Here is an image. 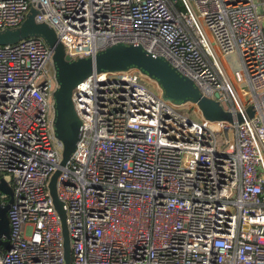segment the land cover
I'll list each match as a JSON object with an SVG mask.
<instances>
[{
    "label": "built area",
    "instance_id": "built-area-1",
    "mask_svg": "<svg viewBox=\"0 0 264 264\" xmlns=\"http://www.w3.org/2000/svg\"><path fill=\"white\" fill-rule=\"evenodd\" d=\"M32 8L69 62L141 46L203 96L256 107L240 124L198 122L195 103L156 95L137 67L80 83L82 136L58 179L71 264H264V0H0V32ZM53 53L40 37L0 45V178L13 190L0 264H67L48 187L63 151Z\"/></svg>",
    "mask_w": 264,
    "mask_h": 264
},
{
    "label": "water",
    "instance_id": "water-1",
    "mask_svg": "<svg viewBox=\"0 0 264 264\" xmlns=\"http://www.w3.org/2000/svg\"><path fill=\"white\" fill-rule=\"evenodd\" d=\"M36 13L37 11L32 8L27 20L19 28L0 32V45H10L30 37H40L54 51L52 60L59 83V88L54 93L57 111L54 124L56 136L62 143L63 151L62 161L51 177L48 187L53 205L61 220L65 261L67 264H71L67 213L65 204L58 194V179L67 168L73 154L78 151L82 136L83 124L76 112L72 97L74 89L80 83L94 74L104 71L117 73L137 67L162 88L165 100L176 105H183L187 102L195 103L202 117L207 121L240 124L245 119H252L255 116L256 107L254 104H249L243 113L236 112L234 108H225L219 101L203 96L191 79L178 73L164 59L146 52L141 46L116 44L95 56L69 62L65 58L64 46L59 43L56 32L46 24L36 23ZM216 98H219L218 94ZM0 181H2L0 193L12 202V188L3 178H0ZM7 212L6 206L1 205L0 196V246L8 249L10 227ZM4 238L6 241L3 240Z\"/></svg>",
    "mask_w": 264,
    "mask_h": 264
},
{
    "label": "rangeland",
    "instance_id": "rangeland-1",
    "mask_svg": "<svg viewBox=\"0 0 264 264\" xmlns=\"http://www.w3.org/2000/svg\"><path fill=\"white\" fill-rule=\"evenodd\" d=\"M256 1L258 3L262 2V0H256ZM235 59H236L235 55H231L229 57L222 56V62L224 64V66L226 67V69L229 71L230 77H233V69H232V67L235 64ZM142 84L145 87L149 88L150 91H153L156 95H160L162 93V91H163L162 88L156 83V81L152 80L147 75L143 77ZM234 85H235L236 90L238 91V93L242 97V100L244 102L248 103V98L249 97H243L241 95V89L248 87V85L247 84H245V85L238 84V83L235 82V80H234ZM223 106L226 107V108H230V103L229 102H225V103H223ZM185 109L188 110V111L192 110V114L195 117L196 121H198V122L202 121V115H201V112L199 111V109H195V108L193 109L191 104L187 105L185 107ZM4 180L6 182H8V183H11V177L10 176H4ZM0 196L2 198L3 194L0 193ZM2 199H3V202L6 204V209H9V205H10L11 201L8 198L7 199L2 198Z\"/></svg>",
    "mask_w": 264,
    "mask_h": 264
},
{
    "label": "trees",
    "instance_id": "trees-1",
    "mask_svg": "<svg viewBox=\"0 0 264 264\" xmlns=\"http://www.w3.org/2000/svg\"><path fill=\"white\" fill-rule=\"evenodd\" d=\"M226 108V107H225ZM0 251L1 252H5L6 250H5V247L4 246H0Z\"/></svg>",
    "mask_w": 264,
    "mask_h": 264
}]
</instances>
